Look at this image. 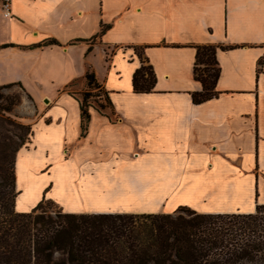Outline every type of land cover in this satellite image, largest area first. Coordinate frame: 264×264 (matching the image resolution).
I'll list each match as a JSON object with an SVG mask.
<instances>
[{"label":"crops","instance_id":"obj_1","mask_svg":"<svg viewBox=\"0 0 264 264\" xmlns=\"http://www.w3.org/2000/svg\"><path fill=\"white\" fill-rule=\"evenodd\" d=\"M10 13L5 17L0 3V45L13 44L0 48V85L22 86L18 107L29 105L30 112H20L32 131L26 148H40L47 159L39 174H54L66 188L77 178L87 187L72 208L56 198L53 177L39 200L76 213H172L183 205L249 213L264 204V66L258 64L264 0H11ZM47 39L59 44L34 46ZM202 45L217 49L218 94L195 104L192 93L202 84L193 69ZM145 63L154 87L135 92L133 75ZM89 71L111 109L90 107L81 136L79 101L70 88L84 84ZM238 179L253 207L204 206L232 195ZM184 188L192 189L197 207L173 205ZM115 196H134L143 206L99 210L94 203Z\"/></svg>","mask_w":264,"mask_h":264},{"label":"trees","instance_id":"obj_2","mask_svg":"<svg viewBox=\"0 0 264 264\" xmlns=\"http://www.w3.org/2000/svg\"><path fill=\"white\" fill-rule=\"evenodd\" d=\"M106 27L101 26L102 33ZM53 44L59 43L47 39L34 46ZM216 50L212 45L196 46L193 71L202 90L192 93L195 104L218 94ZM212 63L216 69L211 73ZM258 64L264 66V54ZM148 68L147 74L144 65L135 71V92L152 91L155 76ZM85 82L89 89L100 86L91 71L85 74ZM15 85L22 87L0 85V264H264V204L249 213H199L185 206L173 213H76L49 210L42 197L30 211H16V157L30 142L32 131L10 115L21 97L2 90ZM90 96L86 92L82 99L77 97L81 136L93 107ZM107 99L110 102L108 95ZM15 127L19 134L14 133Z\"/></svg>","mask_w":264,"mask_h":264},{"label":"rangeland","instance_id":"obj_3","mask_svg":"<svg viewBox=\"0 0 264 264\" xmlns=\"http://www.w3.org/2000/svg\"><path fill=\"white\" fill-rule=\"evenodd\" d=\"M1 1L2 0H0V3ZM137 54H140V50H137ZM144 66H145L144 72L147 74V72H149L148 65L145 63ZM203 68L204 65L202 64L200 66V69L202 70ZM208 68L212 73L216 69V65L212 63L208 66ZM70 91L73 94H75L79 99H82L83 94H85L86 92H90L91 96L88 98V102L95 109H101L103 112L104 111L109 112L111 109V103L108 101L106 91L101 83L100 86L89 89L86 85V82L84 84H81V82L80 83L75 82L70 88ZM2 92L5 95H18L21 97V99L23 98V96H25L23 90L17 85L3 89ZM18 106L14 108L13 112L10 115L13 117L15 121L21 122L22 124L25 125H29V123H27L28 121L25 122L26 120L24 118L26 116L21 114L23 111L25 112V114L27 112H30L29 105L26 104V107L24 109H21ZM13 130L14 133L16 134L20 133V130L16 127ZM23 147H28V142L25 143ZM40 153H41L40 148L33 150L31 146H29V148H22L21 150L16 165L17 185L21 190V194L15 200L16 208H28V206H30L31 204L37 201L39 202L42 188L44 187L45 183L50 180V178L54 177V174L48 177L46 176L47 174H43V175L39 174L40 171L39 167L46 166V162H47V159L44 158L43 155H40ZM53 179L55 181L54 194L56 195V198L61 202H65L66 206L68 205L72 208L78 206L80 204V200L78 199L80 198V194H84V192H87L86 183L83 182L82 179L78 180L77 178V181L73 180L71 182V186L66 188L63 179L57 177L56 178L54 177ZM185 181L186 180H181L180 183H183ZM242 184H243V179L236 180V182L234 183V187L232 188V192H234L232 195L227 197L220 194L218 199L211 198L210 203L205 204L204 206L209 209H214V208L233 209L239 206L241 210H245L247 208L253 207L254 202L251 199L250 195L243 193ZM193 185H196V183H194ZM192 192H193L192 189L189 188L182 189V191L177 196L173 205H176L177 203L180 202H184L194 208L197 207V204L194 202L195 199L193 198L195 195ZM146 199L148 200V195L144 196L143 201ZM45 201H46V206H48L49 210H55L61 208V206L58 203H56L51 199L45 198ZM94 201H92V203L94 202L96 204V207L99 208V210H107V209L124 210V209H131L132 207L143 206L140 205L141 200L135 198L134 196L133 197L115 196L112 200H106L103 197H101ZM183 206L192 209L189 206L186 205ZM167 207H172V206L167 205ZM199 213H203V212H199Z\"/></svg>","mask_w":264,"mask_h":264},{"label":"built area","instance_id":"obj_4","mask_svg":"<svg viewBox=\"0 0 264 264\" xmlns=\"http://www.w3.org/2000/svg\"><path fill=\"white\" fill-rule=\"evenodd\" d=\"M10 2H11V0H2L1 1V7H2L3 15L5 17L11 16V13H10Z\"/></svg>","mask_w":264,"mask_h":264}]
</instances>
